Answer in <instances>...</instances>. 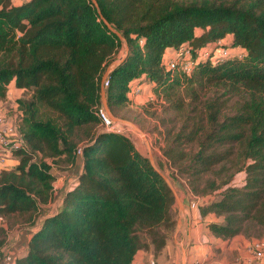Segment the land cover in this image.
I'll return each instance as SVG.
<instances>
[{"label":"trees","instance_id":"16d2710c","mask_svg":"<svg viewBox=\"0 0 264 264\" xmlns=\"http://www.w3.org/2000/svg\"><path fill=\"white\" fill-rule=\"evenodd\" d=\"M97 1L128 49L107 76L110 110L131 104L137 78L155 82L170 175L200 198L203 219L222 218L205 221L215 237L256 236L264 228V0ZM218 40L231 51L221 62L200 58L189 75L165 65L168 48L187 45L196 59ZM123 46L91 0H0V101L12 81L29 93L16 99L24 148L0 169L8 228L36 223L53 199L58 160L83 165L12 264H135L139 250L159 253L174 231L169 184L97 115L103 76ZM5 240L0 226V246Z\"/></svg>","mask_w":264,"mask_h":264},{"label":"crops","instance_id":"0c3cea01","mask_svg":"<svg viewBox=\"0 0 264 264\" xmlns=\"http://www.w3.org/2000/svg\"><path fill=\"white\" fill-rule=\"evenodd\" d=\"M223 40L225 42H230L231 37L227 36ZM172 51L173 48L167 49V53H172ZM132 83L138 85L141 89L140 93L134 95L133 98L128 93L130 101L133 104H143L144 100L153 98L152 91L156 86L155 82L140 77ZM12 88H14V90H12ZM15 90L25 91L23 88L16 87L15 82L12 81L9 84L8 100H14ZM11 93H13V95ZM18 94L20 95V92ZM16 163L17 160H15L12 165ZM1 168L2 166H0V169ZM82 169L83 165L81 160H77L76 164L72 166L70 170L72 177H65L63 175L55 179L53 199L44 205L42 208L43 214L38 217L35 224H18L12 228H8V223L0 216V226L6 229V242L0 246V264H12L15 256L22 254L26 250L32 233L39 229L40 223L45 217L53 215L58 211L63 203L65 194L77 181ZM182 203L184 204L183 209L177 207L178 221L174 235L177 233V237L180 241H177L174 236L173 239L176 248L171 246L168 242L158 254H154L152 246L149 249L139 250L135 256V264H149L155 262L157 264H177L178 242L181 247V264L182 247H184V245L186 248L187 264H209L212 262H217L218 264H253L254 262L256 264H264L263 261H256L252 258L249 246L254 239L246 237L243 234L236 235L227 240L215 237L206 226L205 221H222V218L216 217L215 214H209L203 219L198 208H190V199H182ZM181 243L183 245H181Z\"/></svg>","mask_w":264,"mask_h":264},{"label":"built area","instance_id":"2783aa9c","mask_svg":"<svg viewBox=\"0 0 264 264\" xmlns=\"http://www.w3.org/2000/svg\"><path fill=\"white\" fill-rule=\"evenodd\" d=\"M231 51L228 47L223 46L222 40H218L211 48H205L200 56L194 59L191 55V50L187 45H181L177 49H173L172 53L164 55V62L168 69L172 71H182L186 74H191L195 68L196 63L200 58H206L212 55L216 62H221L223 59L230 55ZM240 56L242 52L237 51ZM109 81L106 78L104 85H108ZM140 87L136 84H131L129 94L133 96L139 94ZM23 111L19 103L11 100L0 101V166L9 167L13 166L12 163L16 160V151L24 148V138L19 129L20 119ZM101 120V127L106 131L121 132L118 123L113 120L106 108H101L98 113ZM78 154H82V148L78 149ZM200 198L190 193V208H197ZM2 218V217H1ZM252 258L256 261L264 262V239L253 240L249 246ZM209 264H218L212 262Z\"/></svg>","mask_w":264,"mask_h":264},{"label":"rangeland","instance_id":"374dc122","mask_svg":"<svg viewBox=\"0 0 264 264\" xmlns=\"http://www.w3.org/2000/svg\"><path fill=\"white\" fill-rule=\"evenodd\" d=\"M23 1L25 0H14V2L18 4ZM123 44H124L123 49L119 53V56H120L119 59L115 60L107 69L110 70L111 68H113V66L116 65V62H120L121 59L125 56L126 50H127V44L125 41H123ZM12 90H14V88H12ZM19 92H20V95L18 94ZM152 92H153L152 94L153 98L152 99L148 98L144 100L143 104L135 105L131 102V104L128 105L127 107H124L123 109L118 110V113H117L118 115H115L112 111L111 112L115 117L126 120V121H117L119 127L121 128V132L128 135L133 140L136 147L141 153L149 156V147L143 137V136H146L149 142V145H150V150L155 159V163L157 164L158 162H160L161 165L163 164V169L161 171L167 175L172 186L177 192L180 201L182 202V199H190V197L189 195H187V191H186L187 188H185V186L183 185L182 187L178 185V183H181L183 181V178L178 177V176H172V174L170 175L171 172L168 169L167 165L165 164V157L163 156V152H162V147L164 146V137H163L164 127L161 124V119H160V117L162 116V104L164 102H163V99L158 97L155 88H153ZM11 94L13 95V93ZM24 96L28 97L29 93L25 91L15 90V94H14L15 98L24 97ZM131 97L132 98L134 97L133 94L131 95ZM15 98L12 101H15L16 100ZM135 126L138 127L141 130V132L137 131ZM58 162L52 168L53 172L56 175V178L59 176H63V175L65 177H70L72 175L70 173L72 165H68L65 162L63 163L60 160H58ZM176 206L178 207L177 202H176ZM39 214L40 215L43 214L42 208ZM175 230H176V227L174 231ZM174 231H172L171 234L169 235L170 237L168 239V242L171 246H174V248H176L174 244V239H173L174 236L177 241H180V240L177 237V233H175L174 235ZM255 234L256 236L249 237V238H252L254 240L264 239V228L261 231H257ZM177 244L179 248H177V262L176 263L181 264V247H180L179 242ZM181 245L183 244L181 243ZM149 264H157V263L155 262V263H149ZM186 264H187V260H186ZM253 264H256V263L254 262Z\"/></svg>","mask_w":264,"mask_h":264},{"label":"water","instance_id":"95a60500","mask_svg":"<svg viewBox=\"0 0 264 264\" xmlns=\"http://www.w3.org/2000/svg\"><path fill=\"white\" fill-rule=\"evenodd\" d=\"M92 2H93V4L95 5V7H96V9H97V11H98V13L100 14V16L102 17V19H103V21H104V23L107 25V27L111 30V31H113L114 33H116L118 36H119V38L121 39V40H123V41H126V39H125V37L122 35V33L120 32V31H118V30H116L114 27H113V25L104 17V15L102 14V11H101V9H100V6H99V3H98V1L97 0H91ZM128 50V49H127ZM126 50V51H127ZM119 62H116V64H118ZM108 73H109V69L105 72V74H104V76H103V79H102V86H101V93H102V103H103V106H104V108H106L107 110H108V112H109V114L111 115V117L113 118V120L114 121H126V120H124V119H120V118H118V117H115L113 114H112V112H111V110H110V108H109V105H108V101H107V97H106V90H105V85H104V83H105V80H106V78H107V76H108ZM136 127V126H135ZM136 129H137V131H139V132H141V130L138 128V127H136ZM144 137V139H145V141H146V143H147V145H148V147H149V160H150V163L152 164V166L162 175V177L165 179V181L169 184V186H170V188H171V190H172V192H173V194H174V196H175V199H176V202H177V204H178V207L180 208V209H183V207H184V204L180 201V199H179V197H178V194H177V192L175 191V189H174V187L172 186V184H171V182H170V180H169V178L167 177V175L165 174V173H163L158 167H157V165H156V163H155V159H154V157H153V155H152V152H151V150H150V145H149V142H148V140H147V138H146V136H143ZM178 185L180 186V187H182V184L181 183H178ZM182 264H186V248L185 247H182Z\"/></svg>","mask_w":264,"mask_h":264}]
</instances>
